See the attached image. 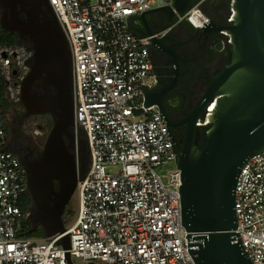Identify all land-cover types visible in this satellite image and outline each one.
Returning <instances> with one entry per match:
<instances>
[{
  "label": "built area",
  "instance_id": "2783aa9c",
  "mask_svg": "<svg viewBox=\"0 0 264 264\" xmlns=\"http://www.w3.org/2000/svg\"><path fill=\"white\" fill-rule=\"evenodd\" d=\"M73 57L75 131L91 156L76 190L78 211L66 226L72 261L84 264H195L182 223L181 171L169 127L157 106L145 108L153 37L131 31L143 13L174 0H48ZM201 0L178 23L210 21ZM231 18L228 19V22ZM160 35V34H158ZM27 45L0 44V264H67L63 236L23 238L26 174L5 150L4 107L22 103L32 69ZM136 110H143L140 116ZM212 103L198 124L207 126ZM135 118V119H134ZM175 164L169 175L158 170ZM166 180V182H165ZM237 234L253 264H264V152L243 167L235 192Z\"/></svg>",
  "mask_w": 264,
  "mask_h": 264
},
{
  "label": "water",
  "instance_id": "95a60500",
  "mask_svg": "<svg viewBox=\"0 0 264 264\" xmlns=\"http://www.w3.org/2000/svg\"><path fill=\"white\" fill-rule=\"evenodd\" d=\"M200 1L174 0L173 8L143 13L137 17L140 23L132 22L131 31L153 37L148 17L159 12L176 23L177 14L183 16ZM227 1L228 14L223 21L207 14L209 23L198 29L216 37L221 47L217 53L225 60L196 116L188 120L184 144L174 147L182 177V223L195 264H253L236 232L235 192L243 167L264 152V0ZM0 10V27L17 35L34 52L31 72L22 84V103L31 113L49 114L54 121L41 168L30 187L39 208L30 215V222L40 225L47 238L63 236L59 244L66 251V262L75 264L64 216L86 174L79 172L74 154L79 142L70 45L48 0H1ZM23 14L26 19L21 18ZM38 80L51 86L55 94L34 96L32 87ZM212 103L215 111L210 123L199 125ZM144 105L161 109L147 88ZM143 113L135 111L137 116ZM79 135L87 141L85 134ZM54 181L60 183V193L54 192Z\"/></svg>",
  "mask_w": 264,
  "mask_h": 264
},
{
  "label": "flooded vegetation",
  "instance_id": "af4514ba",
  "mask_svg": "<svg viewBox=\"0 0 264 264\" xmlns=\"http://www.w3.org/2000/svg\"><path fill=\"white\" fill-rule=\"evenodd\" d=\"M202 10L206 16L208 14L217 22L223 21L228 14V1L209 0L202 6ZM41 11H46L44 4ZM1 12L2 10L0 17ZM21 18L26 19V15L23 14ZM148 20V28L155 33V39L152 38L149 48L153 71L151 85L147 91L152 100L160 104V112L167 121L174 147L179 148L188 135V120L193 119L199 111L213 76L221 70L225 57L218 55L217 51L221 47L213 34L202 33L189 22L171 23L159 12L148 17ZM133 23H140L139 18ZM3 32L15 35L5 30ZM15 36L20 41L19 37ZM32 94L36 97H46L54 95L55 91L42 80H38L32 87ZM3 113L6 127L5 150L18 159L26 174L27 190L24 198L29 200L27 219L30 221V215L39 212L30 187L37 170L41 168L54 121L49 114L31 113L23 103L6 105ZM76 136L79 145L74 154L78 170L87 175L91 167L89 147L85 137L79 134ZM53 184L54 192L60 193V183L54 181ZM71 203L72 201L64 216L65 225ZM32 226L36 228L40 225Z\"/></svg>",
  "mask_w": 264,
  "mask_h": 264
},
{
  "label": "trees",
  "instance_id": "16d2710c",
  "mask_svg": "<svg viewBox=\"0 0 264 264\" xmlns=\"http://www.w3.org/2000/svg\"><path fill=\"white\" fill-rule=\"evenodd\" d=\"M4 42H8L10 44L22 43L16 38L15 35L4 33L2 28L0 27V44ZM28 203H29V200L24 198L22 208L26 214H27ZM20 237L27 238V239L29 238L45 239L46 238L42 227L39 226V227L33 228L31 222L27 219V217L23 222V231L20 234Z\"/></svg>",
  "mask_w": 264,
  "mask_h": 264
},
{
  "label": "rangeland",
  "instance_id": "374dc122",
  "mask_svg": "<svg viewBox=\"0 0 264 264\" xmlns=\"http://www.w3.org/2000/svg\"><path fill=\"white\" fill-rule=\"evenodd\" d=\"M175 167H176L175 164L171 163V164H168V165L162 167L158 171L161 174L169 175V172L174 170ZM165 182H166V180H165ZM77 211H78V201H77V195L75 194L73 197L72 203L69 207V214L67 215L66 226L75 221L76 216H77ZM75 262H76V264H84L83 262L78 261V260H75Z\"/></svg>",
  "mask_w": 264,
  "mask_h": 264
}]
</instances>
